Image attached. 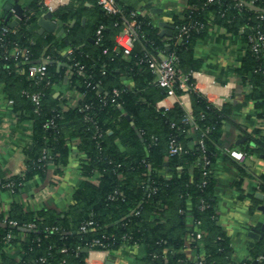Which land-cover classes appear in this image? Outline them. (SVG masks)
I'll return each instance as SVG.
<instances>
[{"label": "trees", "instance_id": "1", "mask_svg": "<svg viewBox=\"0 0 264 264\" xmlns=\"http://www.w3.org/2000/svg\"><path fill=\"white\" fill-rule=\"evenodd\" d=\"M116 4L120 13L111 15L98 0H70L53 13L63 25L60 38L31 31L46 10L41 0H29L14 28L0 24V87L12 101L15 117L31 123V144L23 151L25 170L0 184V197L20 194L26 184L44 178L49 165L61 174L73 149L83 156L81 181L65 212H26L16 201L0 211V264H85L88 252L83 249L110 253L123 246H142L144 264H264V238L248 260L238 262L216 214L212 166L223 126L232 122L231 103L214 106L194 88L191 77L202 66L194 46L210 29L238 37L245 49L236 74L249 86L246 99L264 124V0H186V8L171 19L170 38H160V29L147 15L123 0ZM122 18L137 26L127 56L114 40ZM182 28L187 34H181ZM259 35L263 39L255 51ZM65 48L72 53L58 52ZM14 50L21 54L12 55ZM160 55H174L179 73L187 78L188 89L175 94L189 95L190 113L179 103L167 110L156 107L165 94L148 61ZM41 57L49 58L46 79L35 85L27 78V63ZM58 64L66 66L58 69ZM66 85L79 95L72 104L59 92ZM34 93L40 96L38 111L30 100ZM172 142L175 154H170ZM241 148L264 158V133L254 130ZM259 180L258 191L264 195V175ZM233 186L242 198L240 181ZM260 203L253 198L249 213ZM188 213L192 232L186 230ZM87 222L92 226L80 231ZM31 224L32 230L21 232ZM187 240L203 251L196 262L185 257ZM8 245L17 248V257L5 252Z\"/></svg>", "mask_w": 264, "mask_h": 264}, {"label": "crops", "instance_id": "2", "mask_svg": "<svg viewBox=\"0 0 264 264\" xmlns=\"http://www.w3.org/2000/svg\"><path fill=\"white\" fill-rule=\"evenodd\" d=\"M69 1L51 0L56 10L66 6ZM11 2L12 0H0V24L3 23V9ZM28 2L29 0H19V5L26 7ZM123 3L147 15L154 27H158L161 22L171 25L172 17L181 14L186 8V0H123ZM11 22L19 23V20L12 17ZM38 29L35 22L31 31L37 32ZM244 49L245 46L240 43L238 37L214 27L209 30L203 40L198 41L194 46V57L202 60V66L198 72L191 74L196 89L203 93L210 103L221 107L224 103L230 102L232 106V122H227L223 126L222 137L216 147L212 176L215 180L217 218L230 239L238 262L248 260L250 250L264 238L253 240L248 236L251 229H259L264 223V216L257 211V208L252 214L249 213L252 199L256 198L257 194H261L258 187L259 177L264 175V158L246 153L245 161L237 163L227 155L228 150L243 152L241 147L247 135L254 130L264 133V124L258 118L254 103L246 99L249 86L244 84L236 74ZM58 52L65 55L64 49ZM59 92L69 100V104L79 99V95L71 90L69 85L59 88ZM58 95L59 93L55 94V96ZM175 103H179L190 113V99L187 93L176 98L164 97L156 104V107L167 110ZM190 136L194 137L192 131H190ZM242 137L245 140L236 145ZM30 144L31 123L28 120L20 121L15 117L12 105L8 104L0 87V184L9 177L18 176L24 172L23 151ZM82 158L83 156L73 149L66 166L61 169V174L56 173L55 166L49 165L45 177L36 178L26 184L20 194L15 196L8 193L2 194L0 211L6 212L9 204L16 201L26 212L41 210L65 212L73 203V191L81 181L79 161ZM236 181H240L242 198H239V193L233 186ZM261 204L262 201L258 206ZM186 230L187 232L193 231V222L189 213ZM5 252L13 258L18 255L17 248L13 246L5 247ZM183 252L191 263L203 257V251L193 248L189 240ZM144 257L145 250L142 246H123L106 255H97V259H101L102 264H144Z\"/></svg>", "mask_w": 264, "mask_h": 264}, {"label": "built area", "instance_id": "3", "mask_svg": "<svg viewBox=\"0 0 264 264\" xmlns=\"http://www.w3.org/2000/svg\"><path fill=\"white\" fill-rule=\"evenodd\" d=\"M213 0H208V2H212ZM42 5L46 9L44 13L51 12L54 13L56 10V7L53 5L51 0H41ZM60 4V2H59ZM99 6L102 8L104 12L111 15H117L120 13V10L116 4V0H98ZM135 14L131 13V17H134ZM121 27L122 29L119 31V33L115 36V44L116 47L123 52L125 56L129 55L133 48V43L135 41L136 37V22L135 20H127L125 18H122L121 21ZM102 29V28H100ZM7 31V29H3V32ZM181 34H187L188 29L182 28L180 30ZM100 34V30L97 31L96 35L98 36ZM263 37L261 35L258 36V44H255L253 46V49L256 51L260 45V41H262ZM264 50V47H263ZM72 53V49L65 48L64 54L70 55ZM21 54V51L14 50L12 55L19 56ZM49 63L48 57H41L40 59L32 62H28L27 66V78L29 81L33 82L35 85H38L45 81L46 79V73H47V64ZM77 66V64H75ZM148 66L152 74L155 76V82L158 88H160L167 98H176L175 91L176 90H183L186 91L188 89L187 86V78L183 75H181L177 69V59L174 55H167L158 57L155 59H151L148 61ZM214 85V84H213ZM194 88L195 87V81H194ZM197 90V89H196ZM198 91V90H197ZM200 92V91H198ZM114 94L116 91L113 92ZM201 93V92H200ZM205 98L206 96L201 93ZM209 95V94H208ZM207 99V98H206ZM30 100L34 105L35 111H38L40 106V96L36 93L30 95ZM209 102V101H208ZM9 105H12V101H8ZM84 109H87L85 106ZM198 144L200 147H202V142L199 141ZM170 154H175L177 152L176 146L173 144V142L169 146ZM227 155L230 159L237 163H242L245 161L247 155L244 152L237 151V150H228ZM8 187V185H6ZM12 192V191H11ZM5 222L2 223L4 225ZM12 227L16 226L15 222L9 223ZM92 226L91 222H87L86 224L82 225L80 227V231H84L87 227ZM34 228V225H27L24 227H21V232L29 231ZM201 236L200 232L195 233L196 239H199ZM10 239V235L7 236L6 240L7 242ZM9 246V245H8ZM7 247V246H6ZM109 253L106 250H92L88 251L87 257L85 259V264H102L101 259H97V255H106ZM43 262V260H41Z\"/></svg>", "mask_w": 264, "mask_h": 264}, {"label": "water", "instance_id": "4", "mask_svg": "<svg viewBox=\"0 0 264 264\" xmlns=\"http://www.w3.org/2000/svg\"><path fill=\"white\" fill-rule=\"evenodd\" d=\"M27 7H21L19 5V0H12L11 4H7L3 9V24L6 25L8 28L12 29L15 26L18 25L17 22H11V18L14 17L17 20L23 19V13L24 11H27ZM84 22V19L82 20ZM37 26L39 27L37 33L38 35H42L43 33L46 34H52L56 38H60L64 34L63 25L61 22L56 21L54 19L53 13L46 12L42 15H40L36 21ZM158 27L160 28L159 37L160 38H170L172 36L173 32V26L167 24V23H159ZM65 45H67V40L64 39ZM61 66L66 65H57V68L59 69ZM66 81V79H65ZM163 92V91H162ZM245 140L244 137L240 138L236 145L239 143H242ZM258 200L262 201V204L257 207V211L261 213L262 216H264V197L261 194H257L255 196ZM249 237H251L253 240H258L264 237V223L260 226L259 229H251L249 232ZM87 249H83L82 253H87ZM253 262L252 264H254Z\"/></svg>", "mask_w": 264, "mask_h": 264}]
</instances>
